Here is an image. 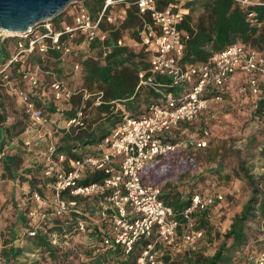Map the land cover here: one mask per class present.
<instances>
[{"label":"built area","instance_id":"1","mask_svg":"<svg viewBox=\"0 0 264 264\" xmlns=\"http://www.w3.org/2000/svg\"><path fill=\"white\" fill-rule=\"evenodd\" d=\"M192 1L171 0L158 8L156 0H104L96 16L83 2H75L67 6L66 14L57 20L42 21L25 32L0 29V38H18L10 57L0 63V84L10 83L12 69L19 64L21 80L44 94L46 88L37 75L40 65L34 66L35 71L30 70L26 55L35 49L42 59L49 50L63 57L83 50L86 45L83 56L86 58L93 54L90 43H97L100 58H104L110 50L107 43L110 31L120 29L127 7L134 4L140 18L136 28L137 44L144 47L148 61V68L138 72L137 88L149 87L157 93V99L148 103L146 111L140 114L121 111L108 134L89 151H79L78 157H70L58 150L51 139L42 108L26 90H15L28 118L23 145L29 150L32 141H46L37 151V161L42 165L44 178L49 181L28 190L26 201L32 204L26 213L29 225L24 232L28 236H35L39 230L52 227L54 220H60L64 231L51 234L52 244L63 248L84 242L90 244L94 252L120 248L124 254H130L139 245L135 264H163L165 251L173 253L203 238L204 231L197 228L194 214L213 207L223 199L222 194L194 192L189 205L175 212L161 198L162 185L144 180L143 170L156 159L188 148L207 146L208 129H202L199 136H187L186 129L180 126L196 121L208 109L209 100H220L219 94L207 97L210 91L221 92L227 82L240 77L239 92H248L258 98L264 83V54L236 42L213 52L203 62L182 63L188 35L180 25L193 11V5L189 4ZM233 2L243 9L261 4L260 0ZM248 16L252 18L254 13L249 12ZM116 43L135 44L132 39L126 41L124 35ZM80 69L81 60L74 62L73 70ZM156 75L169 81H158ZM48 88L52 100L57 103L69 104L77 94H81L82 100L93 97L95 106L102 103V91L92 92L86 88L75 91L59 79L51 81ZM168 88H178V92ZM111 104L118 106L120 102L112 101ZM86 117L84 106H80L73 116L63 119L62 128L66 132L83 130ZM33 131L35 136L30 138L27 134ZM92 172H101L103 177L82 184L81 180ZM45 188L49 190L47 195L43 193ZM81 204L86 207L80 208ZM72 213L79 215L73 217ZM257 219L260 221L259 252L255 256L247 252L248 244L244 250L251 264H264V220Z\"/></svg>","mask_w":264,"mask_h":264},{"label":"trees","instance_id":"2","mask_svg":"<svg viewBox=\"0 0 264 264\" xmlns=\"http://www.w3.org/2000/svg\"><path fill=\"white\" fill-rule=\"evenodd\" d=\"M104 0H84L83 3L88 7L91 14L96 16L100 11ZM171 0H156L158 8L164 7ZM261 4L250 6L243 9L234 4L233 0H193L189 4L200 5L202 11L200 15L194 19L193 11L186 15L180 28L188 35L185 41L182 63L194 64L196 62L205 61L213 52L220 51L230 44L240 42L254 48V44H264V0H260ZM137 8L134 4L127 7V15L120 29L110 31L107 40L110 45V50L104 58H100L97 43H90L92 55L83 58V55L76 58L81 60V80L83 87L88 91L93 88L95 91H102L101 105L98 106L102 115L97 126L88 130H79L77 132L71 131L61 132L60 141L57 143L58 150L66 153L70 157H78L79 150L85 145H91L99 142L109 129L118 121L121 111L117 110L115 113L108 111L110 106H113L112 101H118L130 110L131 113H140L135 110L140 109V102L146 105L152 100L157 99V93L149 87H139L138 72L142 69L148 68L147 55L144 52L142 45L128 46L118 45L117 39L122 35L123 30L130 29L133 35V42L139 43V36L136 28L140 25V18L137 15ZM249 12H253L254 16L250 18ZM62 14V13H61ZM59 14V15H61ZM58 15V16H59ZM56 17L52 18L55 20ZM147 20L149 18L147 17ZM259 24V25H258ZM122 30V31H121ZM18 41L17 37L0 38V63L7 60ZM12 45V46H11ZM48 57L59 59L61 54L49 50ZM41 55L34 49L26 55L27 67L41 64ZM72 68V67H71ZM20 65L16 64L12 69V76L20 78L18 70ZM63 68H59L58 72L62 73ZM67 78L72 75L67 72ZM11 76V77H12ZM156 80L163 83L169 81L164 76H155ZM21 79V78H20ZM41 85H44L42 83ZM0 84V165L2 172L0 176L4 179L28 181V183L35 188L37 183L45 185L49 180L44 178L42 173V165L36 160L29 167L22 168L24 156H28L34 152L32 149L39 150L45 144L34 143L27 152V147L23 145L18 147L19 137L26 130L28 125V118L23 113V118H12L9 120V114L4 107L3 92ZM88 87V88H87ZM89 88L91 90H89ZM172 89L175 93L178 88ZM26 92L36 101L37 105L44 108L50 113H59L64 116L63 119L73 116L81 105L74 100L75 97H81L77 94L72 97L68 104L66 111L58 112L57 108L48 102L45 104V98L40 96L39 90L28 85ZM94 92V91H92ZM220 95L221 92L215 90L210 91L207 97ZM80 100L82 99L79 98ZM47 105V106H46ZM46 106V107H45ZM264 112V93L256 102L254 113L261 115ZM59 117V115H58ZM261 155L264 157V147L261 148ZM165 158L156 159L146 165L143 170V179L151 181L157 174L161 164ZM25 174H30L28 180ZM32 175H36L32 178ZM103 177L101 172H92L81 180L82 184H88L97 181ZM244 177L250 184L251 196L244 203L241 210L235 214L231 220L228 229L224 233H217L220 240L215 250L210 254H205L197 250L185 251L180 258H175L177 255L165 251L162 256L163 264H251L247 260V254L244 250L249 242L248 223L260 217L264 220V172L259 176L254 177L247 172ZM161 198L163 201L172 206L175 212H180L183 208L189 205V198L192 192L182 194L168 188L169 184L165 186ZM41 191V190H40ZM86 205H80V208ZM30 206H23L19 212V216L24 220V230L29 225V220L26 217L27 210ZM209 210V209H208ZM206 211L196 212L194 214L195 224L197 228H208ZM73 217L79 215L72 213ZM52 227L39 230L35 236H28L24 232L26 239L21 246L8 244L4 242L0 247V259L4 264H135L139 245L130 254H124L120 248L114 250L108 249L105 251L94 252L90 244L85 245L84 242H77L74 247H58L51 243V234L63 233V222L54 220L51 222ZM69 226L65 227L68 230ZM38 254L39 258H30L24 262H19L20 256H29L28 254ZM175 253V252H174Z\"/></svg>","mask_w":264,"mask_h":264},{"label":"rangeland","instance_id":"3","mask_svg":"<svg viewBox=\"0 0 264 264\" xmlns=\"http://www.w3.org/2000/svg\"><path fill=\"white\" fill-rule=\"evenodd\" d=\"M201 11L200 5L196 4L193 8L194 19L200 15ZM66 12L64 11L61 15L55 16V20L66 14ZM122 35H124L126 41L133 39L130 29L123 30ZM138 45L132 43L131 46L138 47ZM254 48L264 54V44H254ZM79 53L84 56L85 51L78 50L73 55L64 58L66 65L64 64L65 69L62 73L58 72L57 62L48 56L43 57L37 70V75L46 88L44 94L39 92L40 96L45 98V104L48 105V102L53 104L59 110L58 112L66 111L69 105L54 102L48 86L51 81L59 79L75 91L84 88L80 77L81 71L73 70V63L80 61V59H76L80 57ZM29 68L35 71L34 66L30 65ZM67 72L72 74L69 75V78H67ZM27 88L28 84L14 75L10 83L2 87L4 107L10 116L9 120L14 117L24 120L22 104L15 90H26ZM89 90L91 89L89 88ZM91 91H95V89L93 88ZM263 93L264 83L262 84L261 95L258 98L238 92L237 84L234 83L227 94L221 96L220 100L212 101L208 109L196 121L187 125L186 135L199 136L204 128L210 131L207 146L202 149L188 148L184 152L178 151L167 156L159 167L158 174L151 179L152 182L161 184L163 190H166L167 187L165 186L169 184L168 188L182 194H188L189 192H199L202 195L220 193L223 196L221 201L216 202L213 207L205 212L209 227H203V238L193 246L174 251V255L178 254L175 258H180L185 251L194 249L205 254L212 253L220 241L217 233L222 234L228 229L233 216L241 210L244 203L251 196V187L244 174L247 172L257 177L264 172V157L260 153L261 148L264 147V112L259 116L254 113L256 102L262 97ZM79 98L81 97H75L74 100L79 105L84 106L87 116L86 128L83 130L97 126L102 113L98 106L92 104L93 97L88 100H80ZM139 107V112L143 113L146 111L147 105L141 101ZM115 108L119 110V106L113 104V108H108V111H114L115 113ZM42 111L48 120L46 128L51 130V139L56 144H62L60 137L61 132L64 131V128H62L64 116L59 113L48 112L44 105ZM34 132L27 135L34 138ZM24 137L23 134L19 137V148L22 147L21 140ZM32 150L34 151L32 154L24 156L22 168H27L33 164V160H38V150ZM1 172L0 165V174ZM29 176L30 174H25L26 180ZM31 176L33 178L36 175L31 174ZM30 188L32 186L28 181L4 179L0 176V247L6 241H8V244H14L15 246H21L25 243L24 220L19 216V212L21 207L32 205L26 201ZM43 193L47 195L49 190L45 188ZM248 232L247 252L255 256L260 249L258 240L260 237V221L257 218L248 223ZM28 255L20 256L18 261L24 262L29 257L39 258L37 253ZM0 264H4L2 259H0Z\"/></svg>","mask_w":264,"mask_h":264},{"label":"water","instance_id":"4","mask_svg":"<svg viewBox=\"0 0 264 264\" xmlns=\"http://www.w3.org/2000/svg\"><path fill=\"white\" fill-rule=\"evenodd\" d=\"M84 0H0V29L21 33Z\"/></svg>","mask_w":264,"mask_h":264},{"label":"crops","instance_id":"5","mask_svg":"<svg viewBox=\"0 0 264 264\" xmlns=\"http://www.w3.org/2000/svg\"><path fill=\"white\" fill-rule=\"evenodd\" d=\"M86 49H87V46L86 45H84V49L82 50V49H79V50H82V51H86ZM75 52H77V51H75ZM74 52V53H75ZM73 53V54H74ZM66 56H63V57H60L58 60L57 59H54L56 62H57V67L58 68H62L63 67V70L65 69L64 68V58H65ZM66 65V64H65ZM234 83H236L237 84V90L239 89V86H240V84L242 83V81H241V79H240V77H238L236 80H234V81H230V82H227L225 85H224V88H223V90L221 91V96H223L224 94H227L228 92H229V89L231 88V86L234 84ZM238 92H239V90H238ZM244 95H246V94H249L248 92H244L243 93ZM212 99L211 100H209V104H211L212 103ZM118 106L120 107V111H127V112H132V110H130V109H128V108H126L125 106H124V104H122V103H120V104H118ZM137 111L139 112L140 110H135L134 112L135 113H137ZM138 114V113H137ZM187 125L188 124H183V125H181L180 126V129H186L187 130ZM186 134V133H185ZM187 136H194V135H187ZM92 145L93 144H91V145H85L83 148H81L79 151L80 152H84V151H89L90 149H91V147H92ZM185 150H182V151H180V152H184Z\"/></svg>","mask_w":264,"mask_h":264}]
</instances>
